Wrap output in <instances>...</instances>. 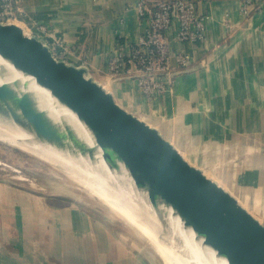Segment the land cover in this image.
<instances>
[{
	"label": "crops",
	"instance_id": "1",
	"mask_svg": "<svg viewBox=\"0 0 264 264\" xmlns=\"http://www.w3.org/2000/svg\"><path fill=\"white\" fill-rule=\"evenodd\" d=\"M195 1L210 18L207 40L183 46L177 26L172 30V50L189 53L192 64L182 69L173 58V85L152 98L141 92L137 71L114 81L106 68L119 34L136 43L145 30L140 0H22L14 22L62 42L66 63L86 69L116 104L210 172L240 204L245 195L248 211L259 221L262 211L264 220V9L246 17L241 0ZM18 190L0 183V264H154L119 222L116 229L117 221L31 193L17 200L11 194ZM116 191L113 201L121 199Z\"/></svg>",
	"mask_w": 264,
	"mask_h": 264
},
{
	"label": "water",
	"instance_id": "2",
	"mask_svg": "<svg viewBox=\"0 0 264 264\" xmlns=\"http://www.w3.org/2000/svg\"><path fill=\"white\" fill-rule=\"evenodd\" d=\"M0 60L41 92L82 156L91 157L90 146L99 149L109 169L158 213L228 264H264V224L160 133L116 104L86 69L57 60L47 44L14 23H0Z\"/></svg>",
	"mask_w": 264,
	"mask_h": 264
},
{
	"label": "bare ground",
	"instance_id": "3",
	"mask_svg": "<svg viewBox=\"0 0 264 264\" xmlns=\"http://www.w3.org/2000/svg\"><path fill=\"white\" fill-rule=\"evenodd\" d=\"M24 34L28 36L25 30ZM19 80L0 60V138L47 163L59 165L67 173L76 170L78 180L83 181L87 175H93L97 170L84 162L81 151L57 122L41 92ZM29 97H38L39 105L31 103ZM105 168L113 173L112 185L119 189L121 195V199L113 201L120 208L114 213L124 216L126 222L128 219L137 233L140 230L145 233L143 237L159 261L163 264H228L208 247L197 242L191 232L170 217L171 231L164 236L160 231L162 224L157 210L130 183L108 166ZM14 178L33 188H41L36 180L20 171ZM119 203L123 204L122 207ZM145 220L150 221V225L145 224Z\"/></svg>",
	"mask_w": 264,
	"mask_h": 264
},
{
	"label": "built area",
	"instance_id": "4",
	"mask_svg": "<svg viewBox=\"0 0 264 264\" xmlns=\"http://www.w3.org/2000/svg\"><path fill=\"white\" fill-rule=\"evenodd\" d=\"M20 1L0 0V23L15 20ZM263 9L264 0H241L240 12L243 16L251 17ZM138 11L147 23L145 30L136 43L123 39L119 34L106 68L114 81L130 79L137 71L141 92L152 98L157 92L165 94L173 85V58L182 69L192 64L189 53L172 50L169 36L172 30L177 26L176 40L183 46L203 44L207 40L210 18L199 12L195 0H158L155 5H151L149 0H140ZM40 29L47 33L44 25H40ZM47 45L57 60L64 61L66 49L62 42L47 41Z\"/></svg>",
	"mask_w": 264,
	"mask_h": 264
},
{
	"label": "rangeland",
	"instance_id": "5",
	"mask_svg": "<svg viewBox=\"0 0 264 264\" xmlns=\"http://www.w3.org/2000/svg\"><path fill=\"white\" fill-rule=\"evenodd\" d=\"M12 23L16 24L14 20L4 24ZM24 30L28 36L41 39L38 34H34L33 32L26 29ZM39 30L41 32L40 28ZM41 40L47 44L46 40ZM31 100L33 103L40 102L38 97H31ZM88 150L90 153H92L91 157L89 156L88 158L87 156L83 155L82 158H84V162L86 164L90 165L97 171H94L93 175H87L85 180L82 181L76 178V170H73L72 173H67V171L61 168L59 165L47 163L38 156L23 151L16 145L0 138V183L17 187L20 193L15 192L11 194V196L13 198L15 197L17 200L21 199L22 193L25 195L31 193L33 195H39L42 198L48 199L50 201L58 200L59 208L64 206H75L79 207V209L87 214L117 221V224H115L116 229L120 227L118 224L119 222L123 226L122 231H126L130 235L135 234V236L140 239L137 241L139 243L140 249L143 250L145 254L151 256L154 264H163L154 256V252L148 244V241L143 237L145 236V233L142 232V230L137 233L135 228L130 226L131 223L128 219V222H126L114 213L118 206L113 202L112 199L118 192L116 191L117 187L112 185V180H114L113 173L105 168V166H108V163L101 155L99 149L90 146V149ZM190 162L197 166L194 161ZM60 170L61 173L59 172ZM18 171L24 173L30 178H33L34 181L36 180L35 182L41 188H33L26 182L16 180L14 176L17 175ZM204 172L203 173L213 179V181L217 180L210 172ZM216 182L217 184L223 186L219 181ZM88 192L91 194L88 195ZM245 198L246 196L243 195L240 197L239 201L243 207L248 210V207L245 205L247 204V200ZM118 205L121 206V204ZM133 212L137 213L135 209H133ZM256 216L258 217V215ZM159 217V222L162 224L160 225V231L165 236L171 231V227L169 226L170 220L169 217H166L161 213H159ZM262 217L263 212L261 211L259 219L260 222L264 224ZM145 224L150 225V221L148 222L145 220Z\"/></svg>",
	"mask_w": 264,
	"mask_h": 264
}]
</instances>
